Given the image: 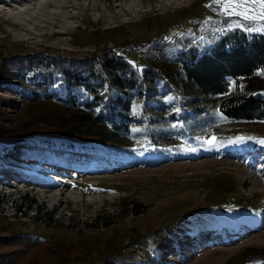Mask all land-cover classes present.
Masks as SVG:
<instances>
[{"label":"rangeland","instance_id":"rangeland-1","mask_svg":"<svg viewBox=\"0 0 264 264\" xmlns=\"http://www.w3.org/2000/svg\"><path fill=\"white\" fill-rule=\"evenodd\" d=\"M162 2L158 11L109 29L94 31L81 23L67 47L11 41L5 31L13 29L0 18V117L15 125L28 114L64 111L52 102L23 101L22 83L10 65L20 55L81 58L102 47L129 51L128 42L150 48L175 38L191 41L203 23L226 14L214 0ZM249 10L259 11L254 4ZM240 87L264 89V70L242 79ZM183 92L170 106L197 109L187 117L199 133L170 132L154 145L147 138L98 139L81 147L40 136L13 145L0 138V255L10 254L0 264H87L114 248L120 255L111 264H264V120L227 119L194 86L186 84ZM150 98L149 111L169 109L162 99ZM80 128L98 137L109 133L103 124ZM45 183L70 194L69 201H42L29 189ZM20 237L39 243L17 250Z\"/></svg>","mask_w":264,"mask_h":264},{"label":"trees","instance_id":"trees-1","mask_svg":"<svg viewBox=\"0 0 264 264\" xmlns=\"http://www.w3.org/2000/svg\"><path fill=\"white\" fill-rule=\"evenodd\" d=\"M259 29H264V22L252 26L245 19L222 14L203 23L191 41L175 38L150 48L141 41L128 42L129 51L102 47L81 58L41 52L20 55L10 65L22 83L23 101L52 102L64 111H46L42 117L28 114V120L15 125L0 117V138L13 145L40 136L81 147L87 141L114 137L147 138L154 145L170 132L197 134L198 127L188 119L197 109H184L178 103L170 106L184 96L186 84L213 102L216 113L227 119L264 120V89L246 91L240 87L242 79L264 70V30ZM151 96L155 101L162 99L171 110L166 109L165 114L149 111ZM76 108L81 111H71ZM88 124H103L109 133L98 137L80 128ZM19 239L17 250L39 243ZM6 253L0 255V263L10 256ZM119 255L120 249L114 248L87 264H111Z\"/></svg>","mask_w":264,"mask_h":264},{"label":"bare ground","instance_id":"bare-ground-1","mask_svg":"<svg viewBox=\"0 0 264 264\" xmlns=\"http://www.w3.org/2000/svg\"><path fill=\"white\" fill-rule=\"evenodd\" d=\"M154 1L155 4L147 8L133 0H0V18L3 24L13 29L5 31L11 41L25 46L67 47L71 42L67 37L81 23L93 25L95 28L92 29L98 31L134 22L139 16L158 11L165 5L162 0ZM172 1L169 0L168 4L171 5ZM2 181V185H8ZM29 189L42 197V201L54 198L59 206L70 197V194L46 183ZM12 193L10 190L7 194Z\"/></svg>","mask_w":264,"mask_h":264},{"label":"snow or ice","instance_id":"snow-or-ice-1","mask_svg":"<svg viewBox=\"0 0 264 264\" xmlns=\"http://www.w3.org/2000/svg\"><path fill=\"white\" fill-rule=\"evenodd\" d=\"M214 2L220 3L221 9L229 15H241L243 19H259L264 20V0H214ZM254 4L258 7L259 11L255 15H250L249 5ZM236 9H242L243 11H236ZM251 11H255L252 9ZM264 30V29H259ZM248 31H252L251 28ZM243 138H237V142ZM215 138L213 137L208 143H214ZM261 144H264V139L260 140Z\"/></svg>","mask_w":264,"mask_h":264}]
</instances>
